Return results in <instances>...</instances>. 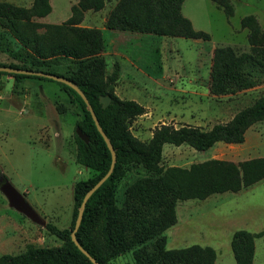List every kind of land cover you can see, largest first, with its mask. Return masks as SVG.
<instances>
[{"label":"rangeland","instance_id":"1","mask_svg":"<svg viewBox=\"0 0 264 264\" xmlns=\"http://www.w3.org/2000/svg\"><path fill=\"white\" fill-rule=\"evenodd\" d=\"M0 1L28 7L33 0ZM73 1L50 0L51 12L32 18L36 32H47L48 25L65 21ZM116 1L105 0L102 9L89 10L83 25L101 31L104 74H110L114 64L118 66L115 94L144 107L142 114L128 122L129 131L137 139L147 142L153 128L160 124L209 129L228 121L264 94V75L252 87L233 94L215 95L208 87L213 48L230 45L247 51L248 31L241 27L240 20L252 14L264 31V0H229V17L212 0H183L181 13L195 30L208 33V40L108 29L103 18ZM20 47L13 33L0 25V63H22L14 57ZM62 63L57 71L71 70L70 60ZM58 82L50 78L15 80L0 74V171L46 223L70 228L74 184L92 178L96 172L75 160L73 133L81 112ZM263 155L264 119L246 130L241 143L218 141L206 150L165 143L160 166L163 171L168 166L188 167L211 158L237 162ZM160 173L140 164L125 165L124 175L115 182L116 204H122L124 191L134 180ZM175 212L176 223L162 232L166 249L209 246L215 251L213 264H235L230 246L233 232L264 230V178L237 192L177 200ZM61 244V239L46 227L11 208L0 191V255L23 252L29 245ZM135 248L118 254L110 264H135ZM252 264H264V234L254 238Z\"/></svg>","mask_w":264,"mask_h":264},{"label":"trees","instance_id":"2","mask_svg":"<svg viewBox=\"0 0 264 264\" xmlns=\"http://www.w3.org/2000/svg\"><path fill=\"white\" fill-rule=\"evenodd\" d=\"M212 1L223 9L227 17L232 15L229 0ZM182 2L117 0L107 14L105 27L157 36L208 40L209 34L195 30L190 20L181 13ZM104 5L105 0H77L65 21L48 25L47 32L38 33L32 18L50 12L49 0H33L28 7L0 1V25L7 27L20 43L21 49L14 57L22 61L20 64L0 65L53 73L69 79L86 96L115 151L112 172L88 198L75 232L78 242L96 262L110 264L118 254L135 246V264H213L215 251L212 247L194 244L183 248H165L162 232L176 223V201L201 200L214 193L237 192L260 181L264 178V155L237 162L211 158L188 167L168 166L162 171V148L165 143H170L206 150L218 141L243 142L246 130L264 119V94L236 111L228 121L215 123L209 129L189 124L178 127L160 124L153 128L147 142L137 139L129 131L128 122L142 114L144 107L115 94L118 66L114 64L112 72L104 74L100 29L79 25L86 10L98 11ZM240 25L248 31L249 48L247 51L230 45L213 48L208 85L212 94H233L252 87L264 75V31L252 14L243 16ZM63 60L73 63L67 73L55 69L63 64ZM0 74L11 75L15 80L46 79L3 71ZM58 83L81 112L76 126L88 137L85 142L73 133L75 160L96 172V175L74 184L70 228H58L46 223L45 227L61 239V245H29L23 252L0 255V264H94L77 248L70 233L83 196L109 169L111 153L81 96L70 86ZM104 95L110 98L105 107L99 100ZM132 163L161 173L156 177L134 180L126 187L122 204L117 205L115 182L124 175V166ZM0 178L5 179L1 171ZM263 234L264 230L257 233L243 229L233 232L230 246L235 264H252L254 238Z\"/></svg>","mask_w":264,"mask_h":264},{"label":"water","instance_id":"3","mask_svg":"<svg viewBox=\"0 0 264 264\" xmlns=\"http://www.w3.org/2000/svg\"><path fill=\"white\" fill-rule=\"evenodd\" d=\"M0 71L7 72V73H19V74L42 76V77H46V78H50V79L62 82L64 84L70 86L71 88H73L81 96V98L85 102V104L87 106V109L90 112V115H91V117H92V119L94 121L96 129L98 130V132L102 136L103 140L105 141V143H106V145H107V147H108V149H109V151L111 153V163H110V167L106 171V173L103 176H101L87 190V192L83 196V198L81 200V203H80V207H79L78 212H77V216H76L75 221H74L73 229L71 230V233H70V237H71V240L74 242V244L77 246V248L84 255H86L92 262H94V264H99L81 246V244L76 239L75 232H76V230L78 229V227L80 225L82 214H83V210H84V207H85V204H86L88 198L109 177V175L112 172V169H113V166H114V162H115V151H114L113 147L111 146L109 139L107 138L106 134L102 130V128H101V126H100V124L98 122V119H97V117H96L91 105L89 104L86 96L79 89V87L76 86L69 79H67V78H65L63 76L57 75V74H53V73H48V72H43V71H35V70L24 69V68H16V67L8 66V65H0ZM99 100L102 103V106L105 107L109 103L110 98H109V96H105L104 95V96H100ZM75 133L81 140H83L85 142L88 141L87 135L84 134L78 126H76V128H75ZM0 191L3 193V195L7 199L8 205L11 208L15 209L17 212L21 213L22 215H24L25 217L30 219L33 223L45 227V225H46L45 219L42 218V216H40L33 209V207L26 201V199L24 198V196L20 192H18L8 181H6L5 179H1V178H0Z\"/></svg>","mask_w":264,"mask_h":264},{"label":"crops","instance_id":"4","mask_svg":"<svg viewBox=\"0 0 264 264\" xmlns=\"http://www.w3.org/2000/svg\"><path fill=\"white\" fill-rule=\"evenodd\" d=\"M49 3H50V0H49ZM76 3H77V0H74V1L72 2L71 6L74 5V4H76ZM50 6H51V4H50ZM51 9H52V7H51ZM88 11H89V10H86V11L84 12L83 19H82V21H81V23H80L81 25H80V24H79V25H80V26H85V27H94V26H89V25H83V23H85V21H87V20H86V16L88 15ZM50 12H51V11H50ZM70 12H71V11H70ZM70 15H71V14H70ZM70 15H69V16H70ZM69 16H68V17H69ZM68 17H67V18H68ZM67 18H66V19H67ZM105 20H106V16H105V18H103V23H104ZM86 24H87V23H86ZM96 28H98V27H96Z\"/></svg>","mask_w":264,"mask_h":264}]
</instances>
